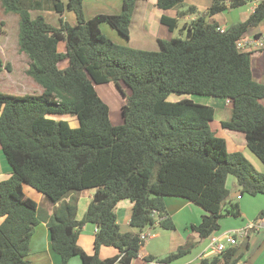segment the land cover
<instances>
[{"label": "trees", "instance_id": "16d2710c", "mask_svg": "<svg viewBox=\"0 0 264 264\" xmlns=\"http://www.w3.org/2000/svg\"><path fill=\"white\" fill-rule=\"evenodd\" d=\"M137 1L122 0L118 14L85 19L84 0H0L7 13L19 16V50L30 59L26 73L43 88L38 94L0 91V150L12 166L11 175L0 181V264H29L30 240L43 220L24 184L60 202L45 220L62 264L74 255L83 264H132L145 242V228L175 229L167 196L188 199L205 211L191 227L208 238L220 230L223 217L241 215L230 198L228 176L236 177L242 195L264 194V172L243 152L228 151L226 139L212 130L213 106L189 98L168 100L171 93L230 99L232 113L223 127L243 132L247 147L264 164V83L253 77L252 50L237 46L264 19V0L248 19L223 32L212 18L249 2L213 0L181 27L180 36L159 38L158 50L117 44L101 30L107 23L129 39ZM183 3L157 0L156 5L170 9ZM42 9L60 14L67 9L77 21L70 24L61 17L56 27L42 15L31 18L32 10ZM196 9L189 6L180 16ZM161 21L170 30L178 25L177 17L163 15ZM4 25L0 20V33ZM60 41L66 43L65 52L58 49ZM64 60L68 65L60 67ZM4 69L11 66L0 53V72ZM104 83H114L127 98L120 124L112 123L110 106L95 87ZM59 114L75 116L79 125L52 116ZM86 189L95 193L77 219L78 193ZM123 199L133 203L130 225L136 231H123L118 223L116 207ZM258 218H264V209ZM87 223L98 228L93 253L78 244ZM103 245L116 247L119 255L101 258ZM193 247L188 241L158 262L169 263ZM248 248L245 242L229 246L193 264H236Z\"/></svg>", "mask_w": 264, "mask_h": 264}, {"label": "crops", "instance_id": "0c3cea01", "mask_svg": "<svg viewBox=\"0 0 264 264\" xmlns=\"http://www.w3.org/2000/svg\"><path fill=\"white\" fill-rule=\"evenodd\" d=\"M212 2L213 0H184L185 5L195 6L197 9L195 13L185 15L184 21L182 22L181 20L183 16H180V12L184 10L181 9L175 10V8L160 9L156 5L157 0H138L136 2V7L133 13L131 23L136 18L137 24H139L140 28L143 27V29H145L147 27V29L150 30V32H152L153 27H156L157 29L160 28L157 27V24L164 25L165 27L169 28L161 21L162 16L166 15L172 18L177 17L178 18L177 27L179 26L181 28L185 23H188L190 20H193L199 15H202L205 12V10H207L211 6ZM245 6H247V8L245 9L238 7L228 8L226 11L215 15L212 19L213 20L215 19V21H217L220 24L221 28L227 29L228 27H230L235 23L245 21L253 13L252 4L248 3L245 4ZM137 13L139 14L137 15ZM263 30L264 29L259 27L258 25L256 28L250 30L247 33V35L251 36L256 34H262ZM170 31L171 33L173 32V30ZM155 34H157V32ZM159 38H162V36L157 34L155 36V39L158 40ZM58 49L59 51L65 52L66 43L64 41H60L58 44ZM16 56L17 58L21 57L23 60L24 59L27 60L26 67L23 68L25 69V71L21 70V75L30 77L26 73V70L28 69L30 62L29 57L24 52L21 51L20 53H17ZM62 63L63 64L65 63V65L62 66L61 65ZM67 65H68V60H64L59 63L60 67H65ZM251 66H252V74L254 79L257 80L258 82L264 83V50L262 49L252 50ZM12 67L13 68L11 70L12 72H14L15 68L14 66ZM23 81L27 83H32L34 89L33 92L30 93L38 94L43 91L41 85L36 83L31 77L25 78ZM97 85L99 84L95 85L96 89H97ZM22 86L27 87L24 85ZM18 89H22V88L19 87ZM18 94H26V92L18 93ZM210 97H212L211 100L215 98V96H210ZM222 99L225 101L226 105L229 104L232 105L230 99L228 98H222ZM0 114H1V109H0ZM52 116L56 117L54 115ZM223 120L226 119L216 120L215 117L214 120L210 123V125L212 130L216 133V135L226 139V145L228 151L243 152L244 155L253 163V165L259 171L264 172V164L262 163V161L247 147L245 134L241 131H234L224 128L222 125ZM11 173H12V166L8 162V159L5 156L4 152L0 151V181L3 179H7L11 175ZM228 189L230 190V198L234 202H237L236 199L241 200V202L238 203L240 206L241 215L239 217H233V216L223 217L220 220V225H221L220 230L216 233H225L242 228L252 220H259L264 224V218H258L259 213L261 212V210L264 209V199L257 198L258 195H261V193L257 195H251L253 198H251L250 200H245L244 195L241 194V187L239 185L235 186L234 188L231 189L228 188ZM24 191L28 196H30L31 198L36 200V202H38L40 213L41 216L43 217V220L40 221V223L35 227L34 233L30 240V253L28 256L29 264H62V257L52 247L50 230L45 220L46 217L54 213V211L59 207L60 202L53 203L42 192L36 190L35 188H33L28 184H24ZM94 193H95V189L93 190L86 189L78 193L77 213H76L77 219H82L83 216L85 215V212L87 211V208L90 204L91 199L93 198ZM69 199L70 197L65 198L66 201H68ZM165 202H166L167 210L171 215L172 219L174 220L175 229L164 230L158 226L148 227L150 231L155 229H160L165 232H170V231L173 232L172 234L165 236H162L160 231H156V233H152V236L150 237L152 239L160 238V237L163 238L162 245H160L159 247L158 246L155 247V245L151 244L153 240H151L150 242L145 241L147 243L144 242L140 255L133 259L132 264H193L198 262L201 257L207 255V251H208L207 248L209 243L208 238L200 237L198 232L194 231L191 227L192 225L198 224L201 221L205 211L200 206L193 203L192 201L179 196H167L165 198ZM132 207H133V203L129 199L128 200L123 199L119 201L117 204L116 207L117 219L121 229H122V224H124L125 227L124 229H122L123 231H136V229L130 225V216H131ZM182 211L186 212V218L184 220V230L183 232L177 235L176 234L178 231L177 216ZM2 220L3 218L0 219V223L2 222ZM145 230L146 228L144 229L143 233H145ZM96 232H97L96 226L91 223L85 224L81 229L80 235L78 237V244L88 253H93L94 251L93 243ZM145 234H147L149 237L151 232L148 233L146 232ZM188 241L194 243V247L191 249L189 253L169 263L158 262L159 260L163 259L170 253L175 252L180 245H183ZM243 242L249 243V248L246 251L243 258L240 261H238L236 264H264V228L256 231L252 230L249 236L245 239H240L238 244H242ZM119 253L120 251L113 246L103 245L100 249V257L103 259L117 256L119 255ZM148 255L153 256L155 259L154 260L146 259V256ZM67 264H83V262L79 255H74L68 260ZM114 264H120V262L116 261Z\"/></svg>", "mask_w": 264, "mask_h": 264}, {"label": "rangeland", "instance_id": "374dc122", "mask_svg": "<svg viewBox=\"0 0 264 264\" xmlns=\"http://www.w3.org/2000/svg\"><path fill=\"white\" fill-rule=\"evenodd\" d=\"M66 1V0H64ZM122 8V0H84L83 2V12H84V17L85 19H90L94 15L99 14V13H113V14H118L121 12ZM175 10H184L187 11L189 8L188 5H183L173 7ZM238 8H247V6L242 5L239 6ZM139 13H137L138 15ZM31 18H36L38 15H42L47 22L50 24L60 27L61 21L60 18L62 17L64 21L69 22L70 24L76 23V16L72 11H69L66 9V11L63 14H60L54 10H49V9H42V10H32L30 12ZM136 15V16H137ZM187 15L185 13L182 15V20L180 17V20L183 22L184 17ZM0 20L5 22L4 25V30L2 33H0V53L4 59L5 63H9L11 66V69L14 66L15 70L14 72H10L8 69H4L0 73V91L6 92V93H11V94H18V93H30L33 92V86L32 83H27L23 81L25 78H30L26 77L25 75H21V70L25 71L27 60L22 59L21 57L17 58V53H20L19 50V44H18V33H19V16L15 13H7L1 2H0ZM191 21V20H190ZM189 21V22H190ZM154 25V23H153ZM156 25V24H155ZM101 30L102 32L109 37L112 41H114L117 44L120 45H128L133 48H138V49H145V50H158L159 49V44L158 40L155 39V36L157 34L161 35L163 39H170L172 37H177L180 36V27H176L173 29V32L171 33L170 29L165 27L164 25H158L157 27H160L157 29L156 27H153V31L150 32V30L143 29V27L140 28L139 24H137L136 18L134 21L131 23L130 26V38L127 39L125 38L122 34H120L116 29L112 28L109 26L107 23H102L101 24ZM259 27L264 29V19L262 22H260ZM157 32V34H155ZM254 32V31H253ZM252 33V32H251ZM264 35V30L263 33ZM185 36V35H184ZM12 60V61H11ZM62 66L65 65V63L61 64ZM22 71V72H23ZM27 80V79H26ZM22 83V84H21ZM27 86V87H23ZM22 89H18V88ZM126 88V87H125ZM127 89V88H126ZM97 90L100 94V96L108 103L110 106V119L114 125L120 124L123 121L122 117V106L127 102V98L124 97L119 90L116 88L114 83H104V84H99L97 85ZM21 91V92H18ZM129 92V90H127ZM183 98H189L194 100L195 102L202 103V104H207V105H213V107L216 109L215 110V117L216 120L220 119H227L231 116L232 113V105H226L225 101L220 98V97H215L211 100L212 97L209 95H199V94H194V93H184V94H177V93H171L168 96L169 101H177ZM218 98V99H217ZM264 102V100H263ZM56 116V119H66L69 120L72 126H78L79 121L75 116L72 115H54ZM3 152L2 150H0ZM6 156V155H5ZM256 157V156H255ZM254 157V158H255ZM257 158V157H256ZM4 160V159H3ZM259 162V161H258ZM256 168V167H255ZM257 169V168H256ZM258 170V169H257ZM259 171V170H258ZM262 172V171H260ZM226 185L228 188H234L235 186L238 185L237 179L235 176L230 175L228 176V180L226 182ZM93 190V189H91ZM253 198L251 195L248 193L244 194V199L245 200H250ZM257 198L264 199V195H258ZM128 200V199H124ZM237 203H240L241 200H237ZM186 218V212L182 211L178 216H177V225H178V231L177 235L183 232L184 230V220ZM124 224H122V229H124ZM156 231H160L162 236L172 234L173 231L170 232H165L160 229H155L150 231V229L147 227L145 230V233L151 232L150 236L145 240L147 242H150L153 240L151 244L155 245V247H159L162 245L163 238H150L152 236V233H156ZM145 242V243H147ZM160 242V243H159ZM159 244V245H158Z\"/></svg>", "mask_w": 264, "mask_h": 264}, {"label": "built area", "instance_id": "2783aa9c", "mask_svg": "<svg viewBox=\"0 0 264 264\" xmlns=\"http://www.w3.org/2000/svg\"><path fill=\"white\" fill-rule=\"evenodd\" d=\"M250 4H252L253 11L256 6L259 4L260 0H247ZM219 29L223 32L225 29L219 27ZM237 46L243 50H254V49H262L264 50V35L256 34V35H245L237 42ZM264 228V224L259 220H252L248 222V224L242 228L232 230L225 233H213L208 237V251L207 255L218 254L224 251L229 246L237 245L240 239H245L249 236L252 230L256 231ZM96 231L98 228L96 227ZM148 235L145 233H141V239L146 240Z\"/></svg>", "mask_w": 264, "mask_h": 264}, {"label": "water", "instance_id": "95a60500", "mask_svg": "<svg viewBox=\"0 0 264 264\" xmlns=\"http://www.w3.org/2000/svg\"><path fill=\"white\" fill-rule=\"evenodd\" d=\"M128 103H130V102H128Z\"/></svg>", "mask_w": 264, "mask_h": 264}]
</instances>
